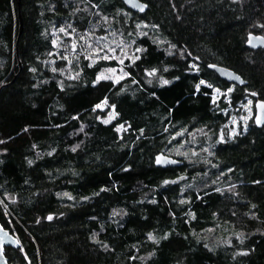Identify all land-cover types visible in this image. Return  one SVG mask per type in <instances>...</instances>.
<instances>
[{
	"label": "trees",
	"instance_id": "obj_1",
	"mask_svg": "<svg viewBox=\"0 0 264 264\" xmlns=\"http://www.w3.org/2000/svg\"><path fill=\"white\" fill-rule=\"evenodd\" d=\"M142 1L0 0L11 264H264V127L224 129L246 94L264 100V48L246 45L264 0ZM160 152L184 164L157 167Z\"/></svg>",
	"mask_w": 264,
	"mask_h": 264
},
{
	"label": "water",
	"instance_id": "obj_2",
	"mask_svg": "<svg viewBox=\"0 0 264 264\" xmlns=\"http://www.w3.org/2000/svg\"><path fill=\"white\" fill-rule=\"evenodd\" d=\"M128 8L138 13H145L148 10V4L142 0H121ZM246 45L251 49L264 48V35L250 33L247 38ZM209 69L215 71L220 78L231 83H236L240 86L247 82L243 77L231 68L219 65L209 64ZM255 123L258 127H264V100L256 102ZM184 161L167 155L163 152L156 154L155 165L157 167H180ZM21 243L8 229L0 223V264H11L8 257L5 255V247L19 248Z\"/></svg>",
	"mask_w": 264,
	"mask_h": 264
},
{
	"label": "rangeland",
	"instance_id": "obj_3",
	"mask_svg": "<svg viewBox=\"0 0 264 264\" xmlns=\"http://www.w3.org/2000/svg\"><path fill=\"white\" fill-rule=\"evenodd\" d=\"M124 57V56H123ZM124 58H122L123 60ZM127 76V73L124 69V67L118 66L116 68H109L104 70L99 78L100 79H110L114 82H119L122 79H124ZM214 102H218L223 94V92L215 89L214 90ZM98 108L101 111H106V116L102 118V121L105 123L112 122L116 117L117 113L114 110V106H111L108 104V102H103L98 106ZM228 121L226 122V128L228 129L231 136H234L235 134L239 133L240 131L245 132L248 130L250 123L252 122V117L254 113V107L253 102L251 98H248L243 106V109L239 112H235L234 109L228 110ZM127 126L121 125L118 127L119 133H122L123 130H125ZM224 139V135L221 134L220 140ZM180 152V151H179Z\"/></svg>",
	"mask_w": 264,
	"mask_h": 264
},
{
	"label": "flooded vegetation",
	"instance_id": "obj_4",
	"mask_svg": "<svg viewBox=\"0 0 264 264\" xmlns=\"http://www.w3.org/2000/svg\"><path fill=\"white\" fill-rule=\"evenodd\" d=\"M226 94H227V95H230V90L226 91ZM248 98H251V99H252L253 107H254V113H253L254 115H253V117H252V122H251V123H254V124L256 125V123H255V116H256V102H257L258 100H261V99H259V98L257 97L256 94H254V93L246 94V96H245L243 99H241L240 102H239V103L236 105V107L233 108V109H234L235 112H239V111H241V110L243 109V106H244V104H245V102H246V100H247ZM229 109H231V108H228V109H227V113H228V110H229ZM228 115H229V113H228ZM251 123H250V124H251Z\"/></svg>",
	"mask_w": 264,
	"mask_h": 264
},
{
	"label": "snow or ice",
	"instance_id": "obj_5",
	"mask_svg": "<svg viewBox=\"0 0 264 264\" xmlns=\"http://www.w3.org/2000/svg\"><path fill=\"white\" fill-rule=\"evenodd\" d=\"M165 83H167V82H165ZM49 219H51V217H49Z\"/></svg>",
	"mask_w": 264,
	"mask_h": 264
}]
</instances>
